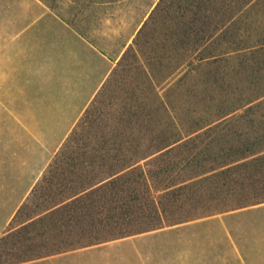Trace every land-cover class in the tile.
<instances>
[{"label": "trees", "instance_id": "1", "mask_svg": "<svg viewBox=\"0 0 264 264\" xmlns=\"http://www.w3.org/2000/svg\"><path fill=\"white\" fill-rule=\"evenodd\" d=\"M132 1L75 0L77 19L95 23L105 8L110 22L117 19L112 10ZM135 1L134 14L125 19L128 32L106 23L63 26L92 52L118 60L117 66L84 115L67 124L44 171L43 180H55L60 193L72 195L16 223L23 199L37 188L30 183L0 219V264L149 231H157L155 243L175 240L179 246L184 233L205 225L182 224L264 203V31L250 45L228 40L220 47L250 10L264 13V0ZM240 54L242 68L249 67V54L256 60L249 86L234 90L227 87L237 83L229 69ZM129 55L132 63H126ZM118 66L123 72L117 77ZM164 82L167 91L161 92ZM183 85L176 104L172 93ZM106 88L108 110L101 115L110 133L119 124L117 139L96 136ZM98 140L100 148L93 145ZM228 231L233 234L230 225Z\"/></svg>", "mask_w": 264, "mask_h": 264}, {"label": "rangeland", "instance_id": "2", "mask_svg": "<svg viewBox=\"0 0 264 264\" xmlns=\"http://www.w3.org/2000/svg\"><path fill=\"white\" fill-rule=\"evenodd\" d=\"M137 6L133 0L115 8L112 11L117 19L110 22H105L108 11L103 8L99 11L100 19L94 23L77 19L79 5L75 0H31V12L15 14L18 19L13 22L28 24V27L0 28V219L30 183L37 184V188L23 199L26 206L16 223L72 195V190L60 193L55 180H43L44 171L55 156L67 124L84 115L107 75L117 66L118 60L111 61L92 52L63 26L70 28L71 22L96 26L106 23L125 27L128 32L130 24L126 23V16L134 14ZM260 10H250L232 32L233 36L222 37L220 47L226 48L228 40H235L236 44L249 41V45L260 40L264 31V13ZM90 12L91 8L84 9L87 16ZM15 37L17 39L10 44L1 43ZM244 57L240 54L229 69L230 78L237 82L227 85L231 89L249 86L247 78L256 59L249 54V67L242 68L239 62L245 60ZM129 62H133L131 55L126 60ZM259 66L264 73V64ZM122 72L123 66H118L116 76ZM166 84L160 86L161 92L167 91ZM184 92L185 85L173 91L176 104L184 97ZM109 93L106 88L100 94L98 115L108 110ZM102 117L105 118L97 120V138L114 136L117 139L119 124L115 122L117 130L110 133L106 116ZM93 145L100 148L102 143L98 140ZM194 224L205 225L184 233L183 245L179 246L175 240L155 243L151 237L157 231H149L11 264H207V260L215 264H264V203L182 225ZM229 225L233 234L228 231ZM237 257L241 261L238 262Z\"/></svg>", "mask_w": 264, "mask_h": 264}, {"label": "crops", "instance_id": "3", "mask_svg": "<svg viewBox=\"0 0 264 264\" xmlns=\"http://www.w3.org/2000/svg\"><path fill=\"white\" fill-rule=\"evenodd\" d=\"M31 0H0V28H26L27 25H15L13 22L18 19L15 14H28ZM35 1V0H33ZM25 2V4H24ZM37 5V4H36ZM17 37L10 41H1L2 44H10Z\"/></svg>", "mask_w": 264, "mask_h": 264}]
</instances>
